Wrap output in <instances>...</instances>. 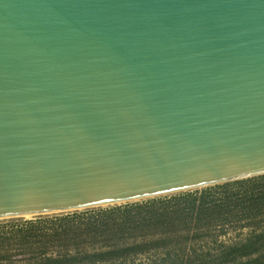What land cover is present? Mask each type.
<instances>
[{"label":"water","instance_id":"water-1","mask_svg":"<svg viewBox=\"0 0 264 264\" xmlns=\"http://www.w3.org/2000/svg\"><path fill=\"white\" fill-rule=\"evenodd\" d=\"M264 176V0H0V220Z\"/></svg>","mask_w":264,"mask_h":264},{"label":"trees","instance_id":"trees-1","mask_svg":"<svg viewBox=\"0 0 264 264\" xmlns=\"http://www.w3.org/2000/svg\"><path fill=\"white\" fill-rule=\"evenodd\" d=\"M207 189L0 230V264H245L260 235L235 246L216 237L234 221L236 206L245 218L253 207L258 212L262 196L235 204L228 195L211 198ZM16 249L20 260L11 259Z\"/></svg>","mask_w":264,"mask_h":264},{"label":"rangeland","instance_id":"rangeland-1","mask_svg":"<svg viewBox=\"0 0 264 264\" xmlns=\"http://www.w3.org/2000/svg\"><path fill=\"white\" fill-rule=\"evenodd\" d=\"M207 188L209 190L207 189L206 192L211 198L219 199L224 195H228L234 200L235 204H238L239 199L246 198L247 201H249V205H252L251 202L253 199L258 196H262V201L258 207V212L255 210L256 207H253L255 209H251L250 211H248V215L245 218H242L243 214L240 212V208L236 206L235 210H233L234 221L232 222V224L225 226L222 230H218V236L216 238L219 242L235 246L239 243H244L246 240H253L256 236L260 235V240L256 244L258 248L257 251L242 258V261L245 264H264V176L230 182ZM194 191H197L196 194L198 196L202 189L182 193H193ZM182 193H176L118 205H109L77 211H69L64 213L47 214L28 218L22 217L2 219L0 220V230H8L9 232L11 229H15L16 227L21 226L28 221H40L42 222V224H49L50 221L67 215L71 216L80 214H90L92 216H97L103 211H108L117 207H123L125 205L144 204L152 202L160 203L165 199L175 197L176 195H180ZM14 247L17 248L18 246ZM9 253L11 255V259L20 260L24 257L20 249L11 250V252Z\"/></svg>","mask_w":264,"mask_h":264},{"label":"bare ground","instance_id":"bare-ground-1","mask_svg":"<svg viewBox=\"0 0 264 264\" xmlns=\"http://www.w3.org/2000/svg\"><path fill=\"white\" fill-rule=\"evenodd\" d=\"M25 218V217H24ZM26 218H28V217H26Z\"/></svg>","mask_w":264,"mask_h":264}]
</instances>
